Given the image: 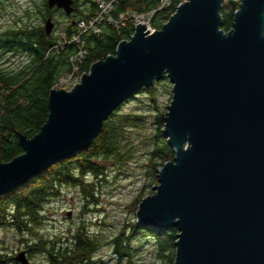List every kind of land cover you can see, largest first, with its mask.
Listing matches in <instances>:
<instances>
[{
    "label": "water",
    "instance_id": "1",
    "mask_svg": "<svg viewBox=\"0 0 264 264\" xmlns=\"http://www.w3.org/2000/svg\"><path fill=\"white\" fill-rule=\"evenodd\" d=\"M49 1L73 11L72 0ZM225 1L185 0L159 30L137 24L70 90L53 87L40 130L18 132L23 153L0 162V195L87 149L124 101L167 76L175 157L140 201L138 224L178 229L174 264H264V0H229L239 4L229 31ZM17 260L30 264L24 251Z\"/></svg>",
    "mask_w": 264,
    "mask_h": 264
},
{
    "label": "trees",
    "instance_id": "2",
    "mask_svg": "<svg viewBox=\"0 0 264 264\" xmlns=\"http://www.w3.org/2000/svg\"><path fill=\"white\" fill-rule=\"evenodd\" d=\"M74 1L77 8L76 22L70 24L66 33L61 35L63 38L59 36L60 34L48 36L42 26L41 16L39 25L30 21L24 22L18 27L3 31L0 35V162H8L23 153L18 132L32 137L40 130L49 113V93L62 77L72 73L75 66L78 67L79 76L87 72L94 62L106 58L109 54H115L118 43L123 39H130L134 33L135 25L132 18L125 20L122 25L104 20L100 24L99 33L82 32L79 21L93 17L99 9V2ZM183 1L185 0H170L169 4H163V0H120L111 16L117 20L121 14L129 10L138 14L151 13L150 26L159 30ZM238 8L239 6L233 5L229 0L224 2L221 12L222 28L225 31L232 28L234 14ZM25 16L24 21L31 17L29 13ZM29 24H34V27L28 26ZM74 36H78V39H73ZM81 50H84L83 57L73 62L71 58ZM8 51L21 53L27 59L21 60L18 66L8 68L3 64L5 62L1 61L9 58ZM159 82L139 91V94L148 93L154 105L157 101L154 98L157 85L169 84V78L166 76ZM165 112L166 110H160L158 105L155 107V131L150 138L151 149L148 159L150 168L148 175L153 182H158V168L175 157L173 148L163 135ZM141 120L138 114L115 110L87 149L54 163L39 176L0 195V228H15L21 234L34 235V240L24 242L26 256L32 260L38 253L41 254L45 260L40 264L94 262L93 255L98 247V241L91 229L87 230L83 226L72 233L71 244L39 234L38 228L46 218L45 205L65 186L82 187L85 194H92L90 188L94 182L88 179L103 177L106 174V161L125 158L128 151L125 147L131 142L128 139L130 127ZM140 230L154 239L157 255L163 262L161 264H174L178 229L173 227L161 232L145 228ZM123 235L121 232L113 241L120 262L124 255H128V250L125 249L129 247L123 244L121 239ZM10 262L21 264L14 256L0 252V264ZM124 264H130V260Z\"/></svg>",
    "mask_w": 264,
    "mask_h": 264
},
{
    "label": "rangeland",
    "instance_id": "3",
    "mask_svg": "<svg viewBox=\"0 0 264 264\" xmlns=\"http://www.w3.org/2000/svg\"><path fill=\"white\" fill-rule=\"evenodd\" d=\"M35 5V0H0V35L7 29L18 27L19 21L26 17V11H30L29 13L32 15L26 21L39 25L41 18L39 13L33 12ZM125 14L126 17L132 14L141 15L140 19H143L144 16L146 22L148 18L145 16H151V13L138 14L133 10H129ZM60 17L57 19L61 21V24L56 29L59 36L63 34V21H65V18ZM26 59V56L19 53L18 56L1 59V61L5 62L3 64L9 68L18 66ZM73 70H75L74 75L66 77V74L55 85V88L70 90L79 79L78 67ZM172 88L173 84L170 79L169 84L157 85V91L154 94V98L157 100L156 105L148 93L139 94L140 89L117 108L124 113L138 114L142 118L141 121H137L130 127L128 139L131 142L125 147L128 150L125 153V158L106 161V174L99 179H88L92 183L94 182L90 188L92 194H85L82 187H62L60 193L45 205L46 218L38 228L39 234L71 244L72 233L84 226L87 230L91 229L95 232V239L98 241V247L93 255L94 262L92 261L91 264H124L129 260L130 264L163 263L157 255L154 239L147 233L141 232L142 228L149 229L138 224L137 211L140 201L153 194L154 186L158 184V182H153L148 175L150 138L155 131V107L158 105L160 110H166L164 118L172 100ZM163 230L154 231L161 232ZM121 232L124 234L121 237L123 244L125 247L127 245L129 247L125 249V251L128 250V255H124L120 262L113 241L119 237ZM32 240H34V235L21 234L15 228H0V252L8 253L10 256L15 257L20 252H25L24 242ZM124 241L126 242L124 243ZM44 260L43 256L38 253L29 261L40 264Z\"/></svg>",
    "mask_w": 264,
    "mask_h": 264
},
{
    "label": "built area",
    "instance_id": "4",
    "mask_svg": "<svg viewBox=\"0 0 264 264\" xmlns=\"http://www.w3.org/2000/svg\"><path fill=\"white\" fill-rule=\"evenodd\" d=\"M120 0H98L99 2V9L97 11V13L91 17L89 20H80L79 21V28L82 32H94V33H99L101 31V27L100 24L101 22H103L104 20H107L109 22H114L118 25H122L124 24L125 20H128V18H132V20L134 21V25L136 26L139 23H146L148 26H150V15L149 16H145L147 17V22L144 20V16L143 19H140L139 17L141 15H136V14H132L126 17V14L123 13L120 15L119 19H114L111 16L112 11L115 8V5L119 2ZM170 0H163V4H169ZM136 15V16H134ZM73 39H78V36H74ZM84 55V50H81L77 55L73 56L71 59L73 62L78 61L81 57H83ZM77 66H75L74 68H76ZM75 70L72 73L67 74L66 77L68 76H73L74 75ZM81 76V75H80ZM80 76L79 79L75 82L78 83L80 81ZM74 84V85H75Z\"/></svg>",
    "mask_w": 264,
    "mask_h": 264
},
{
    "label": "flooded vegetation",
    "instance_id": "5",
    "mask_svg": "<svg viewBox=\"0 0 264 264\" xmlns=\"http://www.w3.org/2000/svg\"><path fill=\"white\" fill-rule=\"evenodd\" d=\"M35 1H36V5L34 6V11L33 12L34 13H39V16L42 17V26L45 29L46 34L48 36H56V35H58L56 29L61 24L60 23L61 21L58 20L57 17L61 18L60 16H62V18H65V21H63L64 22V25H63V32L62 33H66V31H67L68 27L70 26V24H75V22H76V15H77V13H76L77 8L75 6V1L74 0H72L73 11H72L71 14H67L66 11H65V9L62 8V7H59L57 4H54L53 6H51L49 0H35ZM29 12L30 11H26L27 14H25V15H28ZM29 15H31V13H29ZM49 19L53 23V28H52V30H51L50 33H47V30H46V22ZM26 20L24 21V18H22L19 21L18 24H22L24 22L25 23L29 22V21H26ZM33 25L34 24H32V25L29 24L28 26L34 27ZM7 54H8V57L9 58L10 57L12 58V57L18 56V54L16 52H13V51H8ZM25 253H26V251H25ZM26 255H27V253H26ZM27 258L29 260H31L28 256H27ZM15 259L17 260V257L16 256H15ZM29 262H30V264L33 263L31 261H29Z\"/></svg>",
    "mask_w": 264,
    "mask_h": 264
}]
</instances>
